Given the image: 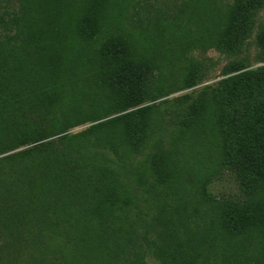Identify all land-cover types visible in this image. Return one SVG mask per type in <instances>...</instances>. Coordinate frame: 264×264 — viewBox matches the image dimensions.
<instances>
[{
	"label": "trees",
	"instance_id": "obj_1",
	"mask_svg": "<svg viewBox=\"0 0 264 264\" xmlns=\"http://www.w3.org/2000/svg\"><path fill=\"white\" fill-rule=\"evenodd\" d=\"M263 2L236 0L224 17L222 30L217 32L216 27L214 43L223 50L239 47L250 31L253 13ZM71 3L73 6L74 0H53L35 20L32 2H26L20 72L33 84L37 108L57 110L65 128L99 121L98 115L102 118L84 132L67 137L94 173L88 188L75 182L78 179L72 170L64 176L47 163L46 171L51 172L43 176L42 187L54 194L50 200L35 188L38 170L30 166L27 173L22 165L18 173L11 171V183L18 187L14 213L25 229L35 227L31 237L38 262L84 264L88 259L92 264H114V256L126 252L128 234L146 223L174 264H264V68L252 71L235 66L218 91L204 94L189 109L179 135L191 138L192 150L204 148L212 153L200 157L195 171L188 170L193 153L176 148L166 157L160 156L152 183L142 173L127 179L116 135L107 131L121 127L132 151L149 137L151 143L157 142V132L151 134L149 127L154 106L145 105L142 90L151 64L121 34L103 36L108 27L96 16L91 0H85L70 36L72 23L67 14ZM214 30L206 29L199 41L212 38ZM260 41L264 48V31ZM92 43L96 49L89 59L90 74L97 108L89 114L79 104L78 97L86 92L79 54L88 55ZM31 55L35 60L28 65ZM44 149L46 144H38L24 158L33 153L39 156ZM102 150L120 161L101 162ZM40 158L34 162L41 165ZM223 168L235 174L246 196L233 199L212 192L214 177ZM28 186L31 190L26 195ZM166 188L179 196L171 214L165 209L169 203ZM153 208L156 210L147 220ZM48 217L69 228L71 235L50 231ZM251 244L255 251L250 250Z\"/></svg>",
	"mask_w": 264,
	"mask_h": 264
},
{
	"label": "rangeland",
	"instance_id": "obj_2",
	"mask_svg": "<svg viewBox=\"0 0 264 264\" xmlns=\"http://www.w3.org/2000/svg\"><path fill=\"white\" fill-rule=\"evenodd\" d=\"M28 1L30 2L0 0V264H40L38 251L33 247L31 237L35 227L28 226L25 229L18 223L19 216L14 213L13 208L17 203L15 191L18 187L11 183V171L18 173L23 169L22 165L27 173L30 166L34 171L38 170V177L34 178L35 188L50 200L54 198V194L42 187L45 185L43 178L51 172L49 168L46 171L47 163H51L53 171L59 169L64 176H69L72 170L78 179H74L75 182L88 188L94 173L88 169L85 160L73 149L67 137L84 132L102 118L98 115L99 121H90L68 129L63 126L57 110L37 108L33 84L30 78L20 72L18 64L25 45L27 25L24 16ZM52 1L31 0L33 18L36 20L40 17L42 9H47ZM91 1L95 5L96 16L103 18L108 27L103 36L121 34L131 48L135 49V53L151 64V69L144 76L142 90L145 105L154 106L149 127L151 134L157 132V142L151 143L149 137L132 151L126 144L121 127L116 126L107 131L116 135L119 152L126 161V178L132 179L142 173L152 183L154 166L159 163L160 156L166 157V153L169 154L176 148L185 154L193 153L190 154L194 157L189 160L188 170L195 171L196 164L201 163L200 157L212 153L204 148L192 150L191 138L181 137L179 129L187 120L189 109L204 94L218 91L222 81L231 76L230 72L235 66L252 71L264 68V48L260 41L264 31V2L253 13L250 31L241 45L234 50H223L214 43L216 27L217 32L222 30L224 17L236 0ZM84 2L85 0H74L73 6L70 4L67 14L68 21L72 23L68 30L70 36ZM31 25L34 26V22ZM213 28V37L200 42L205 30L210 32ZM94 43L99 44L100 41ZM94 43L88 45V55L81 52L79 54L82 85L86 92L78 98L80 106L89 114L97 108L89 60L96 49ZM34 60V55H31L27 64H32ZM92 140L94 141V137ZM41 143L46 144L43 154L36 156L33 153L24 158L25 153H30ZM36 158H40L41 165L34 162ZM120 159L106 150H102L100 156L101 162L106 164L118 163ZM30 190L31 187L28 186L26 195L30 194ZM211 190L218 197L238 199L246 196L245 189L235 174L224 168L214 177ZM164 194L169 202L165 209L171 214L172 206L179 200V196L169 188L165 189ZM155 210L156 208L151 210L147 220L152 218ZM46 226L50 231L62 233L65 237L71 235L69 228L54 221L52 217L46 219ZM122 230L126 232V228ZM126 244L125 254L118 252L114 256L117 259L114 264H174L167 260L155 230L149 229L146 223L140 225L135 233L128 234ZM249 248L251 251L256 250L255 244H251ZM84 264L92 262L85 259Z\"/></svg>",
	"mask_w": 264,
	"mask_h": 264
}]
</instances>
